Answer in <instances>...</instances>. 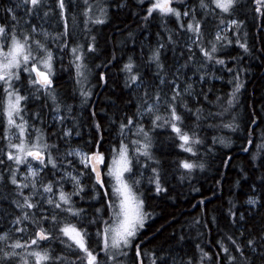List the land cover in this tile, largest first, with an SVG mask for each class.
Returning a JSON list of instances; mask_svg holds the SVG:
<instances>
[{"label":"snow or ice","instance_id":"6c2138e0","mask_svg":"<svg viewBox=\"0 0 264 264\" xmlns=\"http://www.w3.org/2000/svg\"><path fill=\"white\" fill-rule=\"evenodd\" d=\"M124 9L146 35L159 22L146 72L133 56L121 63L115 50L96 63L95 27ZM250 32L264 33V0H0V264H264V129L249 149L264 104H253L247 121L238 112L242 77L253 59L264 61ZM127 38L135 44L133 31ZM166 48L179 49L184 63L168 65ZM65 58L72 86L62 90L55 66ZM111 68L134 92L135 111L100 109L98 119L93 88L107 85ZM214 81L228 90H214ZM85 110L90 138L74 144L83 140ZM225 129L230 135L219 134ZM237 133L247 166L226 197L227 173L217 167L212 196L193 205L200 212L190 227L206 230L197 232L195 251L184 252L185 237L175 232V245L152 244L145 173L159 196L168 192L165 164L181 183L191 181L212 167L219 146L228 150L220 159L227 169ZM165 143L172 151L158 154ZM213 199L218 208L208 207Z\"/></svg>","mask_w":264,"mask_h":264},{"label":"trees","instance_id":"16d2710c","mask_svg":"<svg viewBox=\"0 0 264 264\" xmlns=\"http://www.w3.org/2000/svg\"><path fill=\"white\" fill-rule=\"evenodd\" d=\"M138 20L133 18L128 14V10L124 9L123 11L116 12L112 11L110 16L109 23L105 25H98L95 27V34L98 38L99 51L96 54L98 59L96 63H100L105 59L106 56L110 55L114 50L118 58H121L120 62L123 63L127 60L128 56H133L136 60L137 64L140 65L141 72H146L144 66V60L147 58L148 54V45L154 44L156 40V33L161 31L159 27V22L153 20L147 29V35L143 30L137 28ZM171 27H174L170 23ZM119 27L120 32L116 33L114 31L115 28ZM131 30L134 32L135 44L132 43L131 40L127 38V31ZM264 39V33H255L250 32L249 35V45L254 47L255 49L261 48V40ZM142 43H143V60L141 59L142 55ZM164 59L168 65H174L176 62L180 64L184 63V60L180 58L179 49H177L174 54L170 49L164 50ZM236 52L233 51V55ZM67 68V58L64 59L63 64L59 62L56 63V83L60 86V88L67 89L70 88L71 81L69 78V72L66 70ZM98 70L93 69V72L90 76L91 83L93 85H97L96 73ZM154 71V69H153ZM188 75L191 76L192 73L188 72ZM246 82V89L243 92V96L240 101V107L238 109L239 115H241L244 121H247L248 117L246 115L247 112L251 111V107L255 104L257 110L260 109V106L264 104V61L260 59H253L250 63L249 71L246 77H242ZM214 90L222 89V91H227V88L222 87L221 83L218 81L213 82ZM94 95L92 100L96 104V110L98 112L97 118L103 115L100 113V109H104L107 116H112L113 114L120 115L124 112L135 111V94L134 92H130L128 89L124 87L123 83V75L117 72L116 68H111L108 73V83L106 86H97L93 88ZM210 95V99H211ZM71 102V101H70ZM78 103V101H77ZM51 123V121H49ZM90 123V116L87 110L83 111L81 116V124L83 125L82 137L81 141L79 138L74 139V144L85 143L89 140V128L88 124ZM102 123L107 126V119L102 120ZM255 127V132L253 133V144L249 146L250 152L256 151V144L260 143V135L262 129H264V124ZM51 129H49L50 131ZM110 133L112 135L115 134L114 129H110ZM214 133L209 130L207 135L209 138ZM220 135H230L228 130H222ZM241 135V133H237L235 135H231V139L234 142V146L231 148V155L233 159L231 160V164L225 169L222 165H220V159L227 152V149H219L216 159L212 162V167L204 172H197L194 177L189 180H185L184 182H180L176 175L173 173L172 169L165 164V168L167 169V175L165 176L166 186L168 188L167 194H160L157 196L154 192L150 191V185L147 183V175L145 173V180L143 186L141 187V191L145 192L147 195V205L150 210L154 212V216L151 220L147 222L145 228V234L151 235L155 234L156 239L152 241V244H162L165 241H169L170 243H176L175 240H170V237L175 232L176 237L178 238L180 235L185 237V240L181 242L183 246V251L188 254H192L195 251V244L200 243V239L197 236L198 231H206L202 226L190 227V222L193 220L197 214L200 212V208H193V205L197 203L201 197H211L212 196V188L214 185V178L219 179L220 177L216 173V168L220 167L222 172L227 173L225 179V192L224 196H227V188L231 184L233 180H235L238 176L240 165L247 166V161L249 159V154L241 151V140L237 139V136ZM164 136L160 137V140H163ZM171 149L165 143L163 146L158 148V154L164 153L167 154ZM166 160H170V155H165ZM193 187L199 188L200 192L192 191ZM220 193H217L219 196ZM221 204V201L218 199H213L212 203L208 205L209 208H218ZM226 207V203H225ZM219 216V212L216 213ZM259 220V216L257 217V221ZM253 221V222H257ZM221 225L225 223L224 219L221 217ZM157 229H161L159 233H157ZM209 229H212V237L215 236V230L213 225L209 223ZM211 238V237H206ZM151 247L152 245H148Z\"/></svg>","mask_w":264,"mask_h":264}]
</instances>
